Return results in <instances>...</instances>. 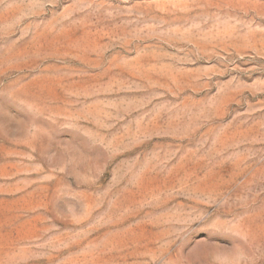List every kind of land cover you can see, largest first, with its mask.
I'll return each mask as SVG.
<instances>
[{"label": "rangeland", "instance_id": "374dc122", "mask_svg": "<svg viewBox=\"0 0 264 264\" xmlns=\"http://www.w3.org/2000/svg\"><path fill=\"white\" fill-rule=\"evenodd\" d=\"M0 264H264V0H0Z\"/></svg>", "mask_w": 264, "mask_h": 264}]
</instances>
